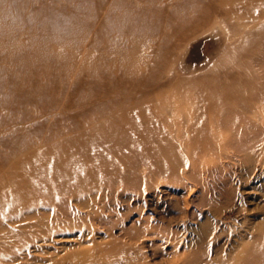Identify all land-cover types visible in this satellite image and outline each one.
I'll return each mask as SVG.
<instances>
[{
	"label": "rangeland",
	"instance_id": "374dc122",
	"mask_svg": "<svg viewBox=\"0 0 264 264\" xmlns=\"http://www.w3.org/2000/svg\"><path fill=\"white\" fill-rule=\"evenodd\" d=\"M35 170L0 264H264V0H0V200Z\"/></svg>",
	"mask_w": 264,
	"mask_h": 264
},
{
	"label": "bare ground",
	"instance_id": "6f19581e",
	"mask_svg": "<svg viewBox=\"0 0 264 264\" xmlns=\"http://www.w3.org/2000/svg\"><path fill=\"white\" fill-rule=\"evenodd\" d=\"M36 168L39 167L37 166ZM42 173L43 171L35 170L32 173L34 177L23 178L19 184L14 183L13 186H10L9 190L5 193L6 197L0 200V219L10 222L29 220L36 216L37 211H35L36 207L34 204L46 205L47 203H51L47 200L52 199L50 196L45 197L41 194L42 187L47 183V179ZM62 192L59 189L56 194L60 195Z\"/></svg>",
	"mask_w": 264,
	"mask_h": 264
}]
</instances>
